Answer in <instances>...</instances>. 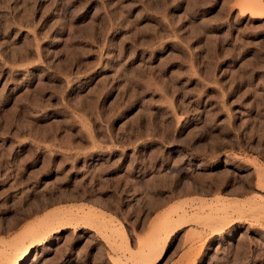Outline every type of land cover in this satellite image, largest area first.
Masks as SVG:
<instances>
[{
  "label": "rangeland",
  "instance_id": "rangeland-1",
  "mask_svg": "<svg viewBox=\"0 0 264 264\" xmlns=\"http://www.w3.org/2000/svg\"><path fill=\"white\" fill-rule=\"evenodd\" d=\"M259 12L0 0V264H264Z\"/></svg>",
  "mask_w": 264,
  "mask_h": 264
},
{
  "label": "bare ground",
  "instance_id": "bare-ground-1",
  "mask_svg": "<svg viewBox=\"0 0 264 264\" xmlns=\"http://www.w3.org/2000/svg\"><path fill=\"white\" fill-rule=\"evenodd\" d=\"M260 13V14H259ZM259 13H257V14H259L260 16L262 15V17L264 16V12H262V14H261V12H259ZM255 14V13H254ZM211 209H213V208H211ZM218 210V209H217ZM222 211H226V212H228V211H230V209L229 208H224V207H222V209H221ZM184 223L185 222H181V223H179L178 225H177V227L175 228V229H172V231L169 233V234H171V233H173L174 231H176V229H180L181 227H183V225H184ZM64 228H63V226L62 225H60V224H58V225H56L55 227H53V228H51V229H46V231H45V233L43 234V236H41V237H39L38 239H36V240H34L33 241V239H30V242H29V245H27L26 246V249H25V251H24V256L21 258V260L18 262V264H21L24 260H26L27 258H28V256L31 254V252H32V250L34 249V247H36V246H39V245H42L43 243H44V239H45V237L47 236V234L49 233V232H52L51 234H57V233H59V232H61L62 230H63ZM163 231H166V228L164 227V230ZM31 237V236H30ZM163 243L162 242H160V238L159 239H157L156 240V242H155V245L154 246H160V245H162ZM149 257L147 258L148 260L147 261H145L144 263H139V264H155L157 261H158V259H159V257L157 256V257H154V258H151L152 256H150V255H148ZM135 262H133L132 264H134Z\"/></svg>",
  "mask_w": 264,
  "mask_h": 264
}]
</instances>
